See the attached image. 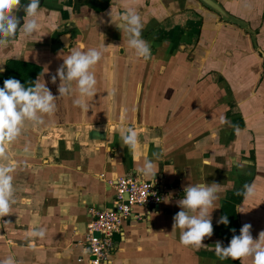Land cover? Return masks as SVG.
I'll list each match as a JSON object with an SVG mask.
<instances>
[{
	"label": "crops",
	"instance_id": "crops-1",
	"mask_svg": "<svg viewBox=\"0 0 264 264\" xmlns=\"http://www.w3.org/2000/svg\"><path fill=\"white\" fill-rule=\"evenodd\" d=\"M215 1L238 22L199 0H40L37 31L30 38L20 32L0 49V88L8 59L39 65L58 96L59 80L51 76L71 48H102L103 56L92 69L94 96L73 91L58 98L44 124L25 122L20 137L5 145L0 164L16 163L15 202L0 218V260L91 264L89 210L112 207L107 181L153 183L139 171L147 158L163 199L133 209L112 235L105 264H250L221 260L213 246H227L245 223L254 239L264 231V0ZM129 7L141 14L148 60L137 58L115 27ZM76 98L88 109L75 106ZM129 127L139 138L134 149L121 142ZM201 182L220 185L213 234L204 246H182L172 228L176 202L184 186ZM244 185L254 186L251 198L238 194ZM225 215L229 223H218ZM33 229L45 236L33 237Z\"/></svg>",
	"mask_w": 264,
	"mask_h": 264
},
{
	"label": "clouds",
	"instance_id": "clouds-1",
	"mask_svg": "<svg viewBox=\"0 0 264 264\" xmlns=\"http://www.w3.org/2000/svg\"><path fill=\"white\" fill-rule=\"evenodd\" d=\"M23 9L25 16L20 26V19L16 12ZM45 11L40 6V0H28L21 5V0H0V49L10 47L15 41L18 32L25 38H30L39 27V16ZM115 27L126 41L127 47L133 50L137 58L148 60L151 58V47L148 41L142 38L143 23L139 11L129 7L118 14ZM67 48L68 47L66 45ZM105 47V46H104ZM102 48H88L80 50L71 48L63 63L51 76V82L59 80L58 96H54L46 86L43 75L35 81L22 85L19 80L9 78L0 88V159L6 160L5 145L14 143L21 135L25 122L34 125L44 124V117L56 111L58 98L69 95L70 92L78 93L79 97H91L95 94L97 79L92 71L93 67L102 59ZM2 71V69H0ZM75 106L87 110L89 105L79 98L73 100ZM221 123H228L226 117H220ZM123 145L134 149L139 143L137 132L129 127L121 134ZM28 149L25 148V151ZM16 163L9 161L0 164V218L9 216L14 201L13 173ZM154 161L145 159L140 168L142 176L149 177L155 183L157 172L153 171ZM220 185L212 183H189L182 188L183 197L176 203L179 211L173 216V229H179V243L182 246H204L202 241L211 237L213 225L211 213L217 207ZM242 194L246 199L254 195L253 185H244ZM227 225L228 217L222 216L218 221ZM252 225L245 223L239 230V235H233L227 246L217 241L213 249L221 259L233 261L247 260L250 264H264V231L256 239L251 233ZM235 233V229H232ZM33 237L43 238V229H33ZM0 264H17L14 256L9 255L0 260Z\"/></svg>",
	"mask_w": 264,
	"mask_h": 264
},
{
	"label": "built area",
	"instance_id": "built-area-1",
	"mask_svg": "<svg viewBox=\"0 0 264 264\" xmlns=\"http://www.w3.org/2000/svg\"><path fill=\"white\" fill-rule=\"evenodd\" d=\"M115 191L110 209L89 210L85 232V251L91 264H105L113 250L112 235L121 232L122 223L133 216L135 207L150 208L163 199L162 190L155 183L138 181L130 177L107 181Z\"/></svg>",
	"mask_w": 264,
	"mask_h": 264
},
{
	"label": "trees",
	"instance_id": "trees-1",
	"mask_svg": "<svg viewBox=\"0 0 264 264\" xmlns=\"http://www.w3.org/2000/svg\"><path fill=\"white\" fill-rule=\"evenodd\" d=\"M41 68L39 65L27 61L9 60L5 63L4 81L9 78L19 80L22 85H28L29 82L35 81L40 75Z\"/></svg>",
	"mask_w": 264,
	"mask_h": 264
},
{
	"label": "water",
	"instance_id": "water-1",
	"mask_svg": "<svg viewBox=\"0 0 264 264\" xmlns=\"http://www.w3.org/2000/svg\"><path fill=\"white\" fill-rule=\"evenodd\" d=\"M204 6L214 11L215 13L222 16L223 19L227 21L238 22L234 18L228 15V13L223 9V7L218 4L215 0H199Z\"/></svg>",
	"mask_w": 264,
	"mask_h": 264
},
{
	"label": "flooded vegetation",
	"instance_id": "flooded-vegetation-1",
	"mask_svg": "<svg viewBox=\"0 0 264 264\" xmlns=\"http://www.w3.org/2000/svg\"><path fill=\"white\" fill-rule=\"evenodd\" d=\"M22 5H25V4H22ZM15 14H16V16L20 19V26H22V24H23V17L25 16V13H24L23 9L21 8V9H20L19 11H17ZM19 33H20V32L17 33L15 41H17V38H18V36H19ZM15 41H13V42H15ZM9 60H13V59H8L7 61H9ZM7 61H6V62H7Z\"/></svg>",
	"mask_w": 264,
	"mask_h": 264
}]
</instances>
